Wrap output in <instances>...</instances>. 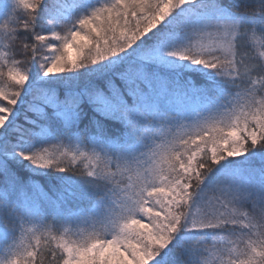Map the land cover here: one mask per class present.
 Instances as JSON below:
<instances>
[{
  "label": "snow or ice",
  "instance_id": "obj_1",
  "mask_svg": "<svg viewBox=\"0 0 264 264\" xmlns=\"http://www.w3.org/2000/svg\"><path fill=\"white\" fill-rule=\"evenodd\" d=\"M0 19V264H264V0Z\"/></svg>",
  "mask_w": 264,
  "mask_h": 264
},
{
  "label": "rangeland",
  "instance_id": "obj_2",
  "mask_svg": "<svg viewBox=\"0 0 264 264\" xmlns=\"http://www.w3.org/2000/svg\"><path fill=\"white\" fill-rule=\"evenodd\" d=\"M254 48L256 47L257 43L253 42ZM167 67L173 68V67H179V65H166ZM0 87H5L7 89V83L4 81H0ZM70 227V226H69ZM0 251H2V245L0 246Z\"/></svg>",
  "mask_w": 264,
  "mask_h": 264
},
{
  "label": "trees",
  "instance_id": "obj_3",
  "mask_svg": "<svg viewBox=\"0 0 264 264\" xmlns=\"http://www.w3.org/2000/svg\"><path fill=\"white\" fill-rule=\"evenodd\" d=\"M0 23H2V19H0ZM253 47H254V45H253ZM254 50H257V51L260 50L258 44H257L256 47L254 48ZM162 67L170 68V67H167L166 65H162ZM39 139L44 140V139H47V137H46V136H41ZM3 243H4V241H3L2 239H0V246H1V245L3 246Z\"/></svg>",
  "mask_w": 264,
  "mask_h": 264
}]
</instances>
